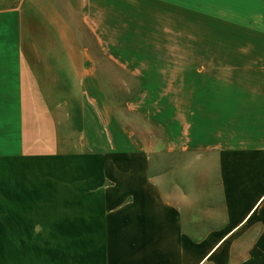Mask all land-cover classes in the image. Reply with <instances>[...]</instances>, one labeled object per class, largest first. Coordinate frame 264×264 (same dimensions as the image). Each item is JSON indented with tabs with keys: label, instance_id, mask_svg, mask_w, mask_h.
<instances>
[{
	"label": "crops",
	"instance_id": "0c3cea01",
	"mask_svg": "<svg viewBox=\"0 0 264 264\" xmlns=\"http://www.w3.org/2000/svg\"><path fill=\"white\" fill-rule=\"evenodd\" d=\"M165 2L0 0V264H264V0H199V169L215 179L190 215L150 178L72 22L142 83L166 53L135 32Z\"/></svg>",
	"mask_w": 264,
	"mask_h": 264
},
{
	"label": "rangeland",
	"instance_id": "374dc122",
	"mask_svg": "<svg viewBox=\"0 0 264 264\" xmlns=\"http://www.w3.org/2000/svg\"><path fill=\"white\" fill-rule=\"evenodd\" d=\"M165 3V11L156 10V18L148 11L151 29L140 30L141 36L135 32V49L166 53L164 59L147 60L156 64L146 67L157 68L156 74L148 69L142 83L138 74L133 76L114 60L103 58L78 19L72 22L94 58L112 114L147 156L150 178L159 185L162 195L190 215L201 208L196 204L200 199L199 180L204 183L215 179L208 164L203 173L199 169V160L212 163V156L199 155V0H171V11L167 0ZM112 32L115 34L114 29ZM108 39L109 45H118L114 36ZM214 206L220 211V204L206 205ZM222 220L202 221L205 228H210ZM246 242L237 241V259L242 258L239 250L246 254Z\"/></svg>",
	"mask_w": 264,
	"mask_h": 264
}]
</instances>
